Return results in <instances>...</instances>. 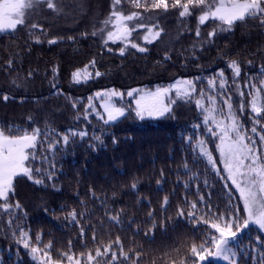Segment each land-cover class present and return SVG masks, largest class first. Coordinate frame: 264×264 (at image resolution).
I'll return each mask as SVG.
<instances>
[{
  "label": "trees",
  "instance_id": "16d2710c",
  "mask_svg": "<svg viewBox=\"0 0 264 264\" xmlns=\"http://www.w3.org/2000/svg\"><path fill=\"white\" fill-rule=\"evenodd\" d=\"M63 7L64 12L59 16L46 7L31 14L29 23L40 24L47 31V37L41 36L43 43H34V37L29 36L26 27L0 33V127L7 125L26 131L39 127L42 131L55 130L61 136L69 129L88 133L83 139L70 137L69 144H61L54 154L44 152L47 144L38 145L37 156L51 155L56 165L55 187L51 182L35 185L26 177H17L14 181L15 195L10 203L18 200L22 208L14 210L12 215L20 217L16 223L30 229L33 237L42 234L43 244L52 241L54 259H59L61 251H68L69 240L74 245L72 252L79 256L89 250L94 254L97 247L103 250V246L119 236L125 252L133 249L143 253L141 264H152L153 259L156 264H161L159 257L164 258L165 264L172 260L179 264V259L186 256L190 245L200 243V233L204 231L203 227L196 231L185 220L176 219L177 206H184L182 197L187 195L189 201L196 200L195 191L199 183L201 192L211 191L212 202L221 209L226 202L225 181L185 142L188 136L193 135V125L201 121L194 101L191 104L180 102L174 108L173 116L141 120L131 111L111 126L104 125L94 116L90 117V122L85 121L84 106L89 96L105 89L115 88L124 92L134 88L154 89L167 86L178 78L202 77L206 81L221 68L230 77L231 72L226 68L229 58L242 62L241 86L248 79L258 82L264 79L260 75L264 66V28L253 20L238 23L231 32H220L214 39V45L205 47L202 52L197 51L198 58L193 59L192 45L197 42L195 17L190 18L185 26L179 22L175 10L160 15L126 4V12L140 11L145 17H153L152 21L145 20L149 25L159 17V25L164 31L156 42L145 45L147 52L140 53L129 48L121 56L119 48L122 44L109 43L105 46L99 36L91 35L108 16L110 0H64ZM217 24L210 21L203 26L202 35ZM186 27L192 31H187ZM32 31L40 35V29ZM85 33L88 34L86 37L82 35ZM143 33L144 30L134 33L133 39L143 44ZM52 37L64 39L49 46L47 39ZM68 37H75V40ZM166 52L171 56L167 61L164 60ZM221 52L228 55L218 58ZM9 59L13 61L11 68L7 67ZM93 59L103 75L86 83L72 82L70 74ZM54 64L59 65L56 83L62 95H53L55 89L51 87L50 69ZM29 71L34 73L32 77H28ZM205 86L204 83L198 84V88ZM244 91L245 97L241 99L247 101L248 89ZM5 94L10 97L8 101L2 99ZM232 97L234 105L238 106L241 99L235 88L232 89ZM129 99L125 97L123 103L127 104ZM76 100L80 103L74 110L71 101ZM93 102L97 106L101 103L99 100ZM77 116L80 118L77 119ZM250 116L246 105L245 112L239 117L248 120ZM29 117L33 118L31 122ZM203 132V128L196 130L198 136ZM94 135L102 137L103 145L93 140ZM113 135L117 140L115 144L112 143ZM204 138L207 139L206 136ZM208 146L212 149L214 143L209 142ZM185 162L191 169L187 173L183 167ZM35 166H40L39 160ZM134 180L137 183L135 191L131 188ZM158 180L161 181L159 185ZM204 180L212 186L210 189L204 188ZM90 189L95 192L96 199L92 198ZM238 195L233 189L234 203L242 207L236 199ZM164 196L169 197L166 213L161 211ZM101 201L105 203L101 204ZM73 209L77 212L76 221L69 216ZM121 209L122 223L117 225L108 219L106 213L115 214ZM150 210H154L158 225L161 217L165 218L167 228L165 232L157 227L152 239L144 235L152 224L147 215ZM10 218L0 212V264H39L38 259H33L30 249L16 242L17 237L12 234L15 225L8 224ZM81 227L85 229L83 242ZM137 229H140L139 235L135 234ZM93 230L97 234L95 242L92 240ZM257 236L264 241V234L254 225L239 236L236 245L239 250L238 264H256L255 257L250 255L251 249L264 248V244L256 242ZM177 248L179 252L175 251ZM113 250L118 256L116 264H131V261H122L120 248L114 243ZM129 255L132 256V252ZM98 259L100 264H109L110 253ZM204 264L218 263L207 260Z\"/></svg>",
  "mask_w": 264,
  "mask_h": 264
},
{
  "label": "snow or ice",
  "instance_id": "6c2138e0",
  "mask_svg": "<svg viewBox=\"0 0 264 264\" xmlns=\"http://www.w3.org/2000/svg\"><path fill=\"white\" fill-rule=\"evenodd\" d=\"M64 0H0V33L14 32L18 27L29 29V36L34 37V43L40 44L44 41L41 36L47 37V31L42 25L29 23L33 12L46 9L59 16L64 12ZM131 4L135 9H143L144 12L154 11L160 15H166L170 10L178 13V20L187 26L190 18L195 17L196 27L194 35L197 42L192 45L193 59L197 51H203L205 47L213 46L214 39L220 32H231L240 23L244 24L248 20L258 22L264 28V0H110V12L102 21V26L94 30L91 35L99 36L105 46L109 43H120L119 54L125 55L127 49H135L137 52L145 53L150 45L156 42L164 31L159 25V17L156 22L145 23V20L152 21L153 17H145L140 11L126 12L124 5ZM218 22L211 31L202 35V27L209 22ZM40 29V35L34 31ZM144 30L141 37L143 44L137 43L133 39L134 33ZM187 31H192L187 28ZM87 36L88 34H82ZM63 37H52L47 39L49 46L63 41ZM75 40V37H68ZM108 51H112L108 48ZM227 53H219L218 58H223ZM171 56L166 52L164 60H170ZM13 61H7V67L11 68ZM242 62L229 58L226 68L231 72V76L225 74V69H217L214 75L209 76L206 81L202 77L195 79L178 78L167 86H157L154 89L134 88L127 92L115 88L97 91L93 96L88 97V103L83 109V119L90 122V117L94 116L104 125H114L120 118L125 117L128 112L134 111L136 117L143 120L147 118H160L173 116L174 108L180 103L191 104L194 101L196 109L199 110L201 121L193 125V135L188 136L185 142L199 158H202L211 170L225 181L224 189L226 202L221 209L219 205L212 202V192L202 193L199 183H197L195 195L196 200L189 201L187 195L182 197L184 206H177L176 219L185 220L191 224L193 229L199 231L201 227L204 231L200 233L202 239L199 244L193 242L186 256L179 259V264H204L209 258H218L226 264H238V248L233 243L238 241L244 230L255 225L264 233V79L258 82L248 79L241 86L239 83L242 73ZM251 64V61H249ZM51 87L55 89L53 95H62L63 92L57 86L59 76V65L54 64L51 69ZM28 77L34 73L28 72ZM103 75L96 68L95 59L89 61L81 68L75 69L71 74V81L80 84L98 78ZM260 75L264 76V66L260 69ZM15 83V82H14ZM204 83L206 86L198 88V84ZM238 91L240 97H245L244 89H248L247 101L241 99L238 106L234 105L232 89ZM125 97L130 98L128 103L123 101ZM68 99V97H65ZM4 101H8V95H2ZM99 100L97 106L93 101ZM134 101V107L132 102ZM79 100L71 101L74 110L77 109ZM247 108L252 113L251 126H245L239 118ZM102 110V111H101ZM80 116H77L79 119ZM29 117V121H32ZM204 129L202 135H197L196 130ZM88 135L85 130L69 129L62 136L52 130H41L34 127L31 131L24 129L9 128L7 125L0 127V212L9 215V225H15L13 236L17 237V243L23 248L30 249L34 260L38 259L39 264H100L98 258L107 257L110 253L109 264H116L118 261L117 252L113 250V243L120 248L122 261H131V264H141L142 252H129L123 250L120 237L107 246L97 247L95 252L89 250L87 253H80L76 256L72 249L73 242L69 240L68 251H61L59 259H54L52 252V241L47 244L42 243V234L34 237L30 229L16 223L20 217L13 216L14 210L22 208L17 200L10 203V199L15 195V183L17 177H26L35 185H46L51 182L55 187L56 165L51 155L37 156L38 145L47 144L45 153L54 154L59 146H67L70 137L83 139ZM58 138H53V137ZM207 137L205 139L204 137ZM93 140L98 145H103V139L99 135H94ZM209 142L214 143V148H209ZM112 143H117L113 135ZM93 147V145H90ZM214 153L218 155H214ZM39 160L40 166H35ZM222 165V167L218 166ZM47 165V167H45ZM185 173L191 171L188 163L184 165ZM163 176V171H161ZM230 182V183H229ZM161 181H157L159 185ZM204 188L210 189L207 180L202 181ZM187 188L188 185H185ZM132 190L137 189L135 180L131 184ZM239 195L238 199L242 207L234 203L232 190ZM59 190V189H57ZM93 199H96L95 192L90 189ZM115 197V193H113ZM105 201H101L104 204ZM169 197L164 196L161 203V211L167 212ZM187 209V211L185 210ZM63 210V209H62ZM80 215H83L81 213ZM111 222L117 225L122 223L121 216L123 210L115 214L106 213ZM148 218L152 221L151 227L144 232L146 238H154V230L159 227L165 232V218L161 217L159 225L155 222V212L150 210ZM69 216L72 221H76L77 212L73 209ZM167 219L171 220V217ZM140 229L135 234L139 235ZM80 237L83 242L85 229L80 228ZM92 240L97 241V234L93 230ZM258 244H264L260 237H256ZM87 247L86 244L83 245ZM179 252V248L175 249ZM167 255V254H165ZM250 255L256 259V264H264V248H252ZM134 256V259H133ZM161 264H165L164 258L159 257ZM156 264V260H152ZM169 264H177V261H169Z\"/></svg>",
  "mask_w": 264,
  "mask_h": 264
},
{
  "label": "rangeland",
  "instance_id": "374dc122",
  "mask_svg": "<svg viewBox=\"0 0 264 264\" xmlns=\"http://www.w3.org/2000/svg\"><path fill=\"white\" fill-rule=\"evenodd\" d=\"M6 33V32H5ZM239 96V94H238ZM240 97V96H239ZM241 99V97L239 98ZM249 112H250V109H249ZM250 115L252 116V113L250 112ZM251 116L249 117V119L247 120L246 118H243V117H239L241 119V121L244 123L245 126H251ZM222 167V165H221ZM230 183V182H229ZM255 226V225H254ZM256 227V226H255ZM264 234V233H263ZM235 245H237V241H234L233 242ZM208 260H212L214 261L215 263H218V264H226L225 261H223L222 259H218V258H209Z\"/></svg>",
  "mask_w": 264,
  "mask_h": 264
}]
</instances>
